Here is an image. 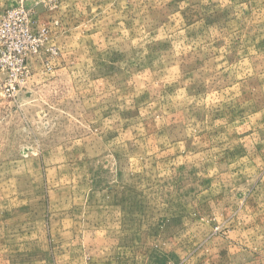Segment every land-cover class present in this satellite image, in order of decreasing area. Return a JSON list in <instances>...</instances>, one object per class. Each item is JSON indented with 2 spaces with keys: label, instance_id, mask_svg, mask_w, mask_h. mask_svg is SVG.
Here are the masks:
<instances>
[{
  "label": "rangeland",
  "instance_id": "374dc122",
  "mask_svg": "<svg viewBox=\"0 0 264 264\" xmlns=\"http://www.w3.org/2000/svg\"><path fill=\"white\" fill-rule=\"evenodd\" d=\"M14 11L5 208H33L29 180L38 210L90 183L142 213L145 256L264 264V0H0Z\"/></svg>",
  "mask_w": 264,
  "mask_h": 264
},
{
  "label": "crops",
  "instance_id": "0c3cea01",
  "mask_svg": "<svg viewBox=\"0 0 264 264\" xmlns=\"http://www.w3.org/2000/svg\"><path fill=\"white\" fill-rule=\"evenodd\" d=\"M13 182L12 201L20 207ZM37 185L29 180V209H6L0 193V264H165L141 250L144 219L133 213L125 193L75 184L38 210Z\"/></svg>",
  "mask_w": 264,
  "mask_h": 264
},
{
  "label": "built area",
  "instance_id": "2783aa9c",
  "mask_svg": "<svg viewBox=\"0 0 264 264\" xmlns=\"http://www.w3.org/2000/svg\"><path fill=\"white\" fill-rule=\"evenodd\" d=\"M18 11H14L3 17L0 20V67L1 64L5 63V49L4 46L6 44L7 39L12 37L14 33V25L17 21L21 22L22 19L18 20ZM24 60L23 57L19 56L17 59V65H23ZM3 68H6V65H3ZM9 90H12V85L9 86Z\"/></svg>",
  "mask_w": 264,
  "mask_h": 264
}]
</instances>
